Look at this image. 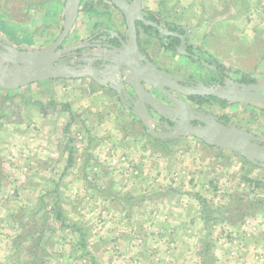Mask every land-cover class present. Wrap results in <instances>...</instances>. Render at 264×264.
I'll use <instances>...</instances> for the list:
<instances>
[{"label": "crops", "instance_id": "0c3cea01", "mask_svg": "<svg viewBox=\"0 0 264 264\" xmlns=\"http://www.w3.org/2000/svg\"><path fill=\"white\" fill-rule=\"evenodd\" d=\"M175 1L142 0V9L161 23L188 24L189 38V29L203 27L207 8L231 0ZM175 11L181 17L171 20ZM195 21L199 27L190 24ZM139 37L145 56L174 69L156 58L161 42L153 30L139 31ZM92 38L128 42L127 22L108 0L81 1L63 50ZM193 39L189 42L197 46ZM118 51L125 52L123 44ZM178 57L175 63L186 65ZM118 60L115 56L100 69L104 85L87 76L25 86L56 84L62 91L57 90L56 101L46 95L36 108L22 111L24 122L15 121L19 110L9 106L18 99L25 102L20 92L25 88H0V144L5 149L0 153V264H264V176L249 174L247 167L254 165L242 155L200 139L145 136L147 129L129 106L137 101L126 83L134 84L131 72L123 71L121 80L113 71ZM121 81L132 100L119 97ZM68 89L77 101L71 109ZM48 106L60 107L62 114L72 110L71 121L59 116L65 125L58 128L47 118ZM33 111L39 116L37 137L25 120H34ZM80 153L84 158L78 164ZM241 203L248 213L240 210ZM205 207L215 211L211 218Z\"/></svg>", "mask_w": 264, "mask_h": 264}, {"label": "water", "instance_id": "95a60500", "mask_svg": "<svg viewBox=\"0 0 264 264\" xmlns=\"http://www.w3.org/2000/svg\"><path fill=\"white\" fill-rule=\"evenodd\" d=\"M81 1L65 0L61 31L57 38L46 47L28 51H21L7 46L3 47L5 52L0 53V88L16 90L50 79L83 78L87 76H91L100 84H106L102 83L98 76L103 74L102 70L93 66H74L62 62V56L68 50H59V47L63 45L70 34L79 13ZM108 1L124 14L129 38L127 44L122 43L125 52H119L118 57L120 60H118L119 62L113 68V71L117 73L119 79H121L123 71L129 70L131 72L135 85L133 82L126 83L129 86L128 89L131 95L137 97V101L132 100V96L127 92L122 81L120 82V88H118V95L122 100L123 97L132 100L133 104L132 106L129 104V106L141 120L148 134L157 140H172L183 136H191L202 140L209 146L238 153L250 164L264 168V147L259 144L264 141V138L255 137L233 125H222L219 122L210 120L209 117L198 114L187 105L176 101L164 88L167 86L171 89H177L185 96L199 95L227 99L230 104H249L264 110V82L256 81L250 85L233 83L234 89L232 91L229 86L217 88L203 86L197 89L176 85L175 83L181 81L179 78L157 69L140 53L137 43L136 23L151 27L160 35L175 36V34L168 32L162 25L147 21L143 17L142 0H131V3L124 0ZM184 43L185 37L183 36L178 47L179 54L185 53L183 50ZM142 63L144 66H141ZM111 80L113 81L114 78H111ZM170 82L174 83L175 86H170L168 84ZM146 86L159 90L169 100L173 101L178 108L183 107L186 111L184 117L182 113L178 115L180 121L177 122L175 127L165 124L167 131L159 132L154 129L155 126H159L160 122L153 118V113L165 118L167 114L171 115L172 112L177 110L171 109L164 102L154 98L148 92ZM192 121L199 124L194 126Z\"/></svg>", "mask_w": 264, "mask_h": 264}, {"label": "rangeland", "instance_id": "374dc122", "mask_svg": "<svg viewBox=\"0 0 264 264\" xmlns=\"http://www.w3.org/2000/svg\"><path fill=\"white\" fill-rule=\"evenodd\" d=\"M179 1L181 2L180 4L184 2L183 0H177L174 3L178 5ZM64 4L65 0H0V53L5 52L3 50L4 46L21 51H28L44 48L53 42L59 35L62 27ZM175 9L178 10V6L175 7ZM206 11L207 16L202 15V19L200 20L203 27L201 26L199 30L189 29L191 30L189 36L190 40L193 39L194 33L197 34L193 39L198 44L196 53L206 59L209 64L213 62V64L218 65L226 72H232L235 76H238L237 73H242L264 82V0H231L229 4H219L218 9H216L215 6H211L207 8ZM177 14L180 13L175 11L171 20L181 17ZM165 23L171 24L168 22ZM196 23L197 21L190 24L195 25ZM171 25L176 26L175 24ZM187 25L188 24H185L184 26L187 28ZM197 27H199V23H197ZM138 29L142 31L141 27ZM68 44L69 41L66 39L63 45L67 46ZM157 49L156 58L158 61L166 62L168 65H172L174 70L178 71L175 68V60L178 55L174 52H168L169 55L167 56L161 45H159ZM185 64L187 66L189 62L186 61ZM190 67L195 68L197 71L201 70L197 66L191 65ZM57 90L61 92L62 88L57 87L56 84L49 86L45 84L32 85L31 87L22 89L20 92L24 96L25 102L30 101V106L26 104L27 102L20 103L19 99L15 104L9 106L12 112L15 108L19 110L18 114L20 115L16 117L15 121L22 119V111H31L30 107H32V105H35L36 108L37 104L40 102L39 100L45 98L46 95L52 96L51 98L56 101ZM28 93L31 95L26 97L25 95ZM0 94L4 93L0 91ZM66 94L67 100L70 102L68 106L70 107L72 101L74 102L75 100V95H73V92L69 89L66 90ZM74 103H77V101ZM206 109L207 111L203 113L206 117H209L210 120L218 122L217 117H221L228 121V123L248 131L249 133L256 136H264V110L262 111L259 109V111L258 109L255 110L242 105H240L238 109L233 110L214 107ZM46 111L49 114L47 117L48 120L51 118L53 123L58 124V128L65 125V121H62L59 116L66 115V118L63 119L68 122L72 119V110L70 112L64 110V114H62L60 107L48 106ZM34 112L35 111H33V113ZM38 118L39 116H37V114L34 120L28 117L25 118V120L27 119L30 123L27 126L31 128L32 134H35L36 137L40 134V130L35 127L40 124L37 122ZM22 122H24V120ZM75 129V127H71V132L74 135L77 134V129ZM79 130H83V128L80 127ZM143 133L145 136L149 135L144 130ZM70 136H72L71 133ZM185 140L190 142H201L193 137H186ZM1 147L2 144H0V153L2 151L5 153V149ZM80 148H83L82 144H80ZM21 150L23 151V149ZM24 150L27 151L28 148L24 147ZM83 151L84 150L81 152L83 153ZM21 154L26 153L22 152ZM2 156L3 155H0V162ZM24 158V156H21V159ZM83 158L84 156L80 153L78 164H80ZM77 166H75L76 169ZM247 168V172L253 176H264V168L256 166H248ZM79 169H81V167H79ZM68 184H70V181ZM82 187L84 188V186H81V188ZM50 188L52 189L53 187L50 186ZM239 207L241 211H246V213H248L249 210H246V203L239 204ZM205 208L207 209V216L211 218L215 211L207 207ZM257 210L258 208H253L251 212L256 213ZM71 220L69 216L68 222L71 223ZM81 225L83 226L82 223Z\"/></svg>", "mask_w": 264, "mask_h": 264}, {"label": "flooded vegetation", "instance_id": "af4514ba", "mask_svg": "<svg viewBox=\"0 0 264 264\" xmlns=\"http://www.w3.org/2000/svg\"><path fill=\"white\" fill-rule=\"evenodd\" d=\"M127 3H131V0H128ZM118 11L121 12L120 10ZM142 14H143V17L147 21L155 22L152 19H149V16L152 15L151 13H148L142 9ZM124 19H125V16H124ZM157 22H160V21H157ZM139 24L141 23H138V22L136 23L137 36H138L137 43L139 46L140 53L157 69L163 70L169 73L170 75L176 78H179L181 81H178L177 83H175L176 85L178 84L183 87L197 88V89L203 86L213 87V88H217L221 86L223 87L229 86L230 90L232 91L234 89L233 83H237L241 85H250L258 81L256 78L246 75V74H242V73H237L238 76L237 75L235 76L232 72L231 73L226 72L225 70L220 68L218 65L213 64V62L212 64L211 63L209 64V62L206 59L202 58L196 53L197 46L189 42L188 30L186 27L177 26L176 29H171V28L169 29L167 28V26H165L166 23H161V22L160 24L163 25V27L167 29L168 32L175 34V36L159 35L158 37L154 35L155 38H157V40H160L161 42L160 44L162 48L164 50H167L169 53L170 52L176 53L178 56L183 57V59H186V61L189 62L190 66L191 65L195 67L197 66L201 70L197 71L195 68L190 67L189 64L187 66L176 64L175 68L178 71L174 69L169 70L166 68L159 67L158 65H156L155 63L156 61H152L150 58L145 56L143 53L144 51L142 47L140 46V40H139L140 37H139V29H138L139 27L142 28V26H140ZM148 31H149L148 29L145 30L142 28V32H148ZM183 36L185 37V43L183 45V50L185 51V53L179 54L178 47L181 43V37ZM123 40L127 41L125 38H123ZM145 44L148 45L149 43H145ZM170 46L172 50L168 48ZM65 47L67 46L61 45L59 47V50L64 49ZM119 49L122 50V44L120 45L117 39H114L112 41L110 40L109 43H105L102 40H97V38L95 39L92 38V39H88L87 42H85L79 48L69 49L62 56V62L71 64L74 66L89 65V63H91L94 67H97L99 69H104L105 67H108L109 65L112 64V59L115 58V56H119V51H118ZM141 66H144V64L142 63ZM145 69L147 70L148 68L146 67ZM121 76L122 78H125L123 74ZM168 84L170 86H175V84L172 82ZM146 88L148 92L154 98L164 102L167 106H170L171 109H175L177 110L176 112H178V113L172 112L171 115L167 114L165 118L153 113L152 115L153 118L157 119L158 122H160L159 126H155L154 129L159 132L167 131L165 124L170 127H175L177 122L180 121L179 120L180 117H178V115L182 113V116L184 117V115L186 114V111L183 109V107L178 108L177 105L173 101L169 100L168 97L164 96V94L160 92L159 90L151 88L150 86H146ZM164 88L169 93V95L173 96V98L176 101H179L183 105H187L188 107L193 109L194 112L198 114H202V115H204L203 112L207 111L206 108H209V107L225 109V108H228L229 106L240 105V104H230L227 99H218L215 97H206V96H199V95L185 96L181 92H179L177 89H173V88L171 89V88H168L167 86H165ZM197 98H202L203 101L199 102ZM214 99L219 100L220 102L223 101V104L225 105V107H221L220 106L221 104L219 105L216 101H214ZM205 100L209 102L206 103ZM217 118H218V122L221 123L222 125H233V124L228 123V121H226L225 119L221 117H217ZM192 124L196 126L199 123L192 121ZM259 144L264 147V141Z\"/></svg>", "mask_w": 264, "mask_h": 264}, {"label": "trees", "instance_id": "16d2710c", "mask_svg": "<svg viewBox=\"0 0 264 264\" xmlns=\"http://www.w3.org/2000/svg\"><path fill=\"white\" fill-rule=\"evenodd\" d=\"M149 19H152L153 21H155V22H157L158 20H156L152 15H150L149 16ZM158 24H160V22H157ZM140 26H142V28H144L145 30L146 29H148V30H153L154 31V35L156 36V37H158L160 34L156 31V30H154L153 28H151V27H144L143 25H141V24H139ZM165 26H167V28H171V29H176L177 28V26H172L171 24H165ZM169 49H171L172 50V48H171V46L170 47H168ZM198 100H199V102H202L203 101V99L202 98H197ZM214 101H216L221 107H225V105L223 104V101L222 102H220L219 100H216V99H214ZM205 102L206 103H208L209 101H207V100H205ZM250 165V164H249Z\"/></svg>", "mask_w": 264, "mask_h": 264}]
</instances>
